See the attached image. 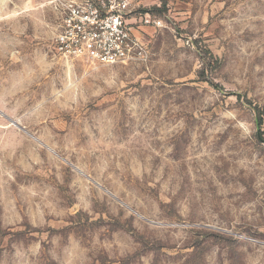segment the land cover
<instances>
[{"label":"rangeland","instance_id":"1","mask_svg":"<svg viewBox=\"0 0 264 264\" xmlns=\"http://www.w3.org/2000/svg\"><path fill=\"white\" fill-rule=\"evenodd\" d=\"M71 1L0 0V264H264V0H134L126 64Z\"/></svg>","mask_w":264,"mask_h":264},{"label":"built area","instance_id":"2","mask_svg":"<svg viewBox=\"0 0 264 264\" xmlns=\"http://www.w3.org/2000/svg\"><path fill=\"white\" fill-rule=\"evenodd\" d=\"M134 9V0L66 3L54 37L55 51L66 58L105 64H126L143 59L145 45L134 34L132 23L135 22H131ZM154 24L159 26L161 21L154 20Z\"/></svg>","mask_w":264,"mask_h":264},{"label":"trees","instance_id":"3","mask_svg":"<svg viewBox=\"0 0 264 264\" xmlns=\"http://www.w3.org/2000/svg\"><path fill=\"white\" fill-rule=\"evenodd\" d=\"M261 121V120H260Z\"/></svg>","mask_w":264,"mask_h":264}]
</instances>
